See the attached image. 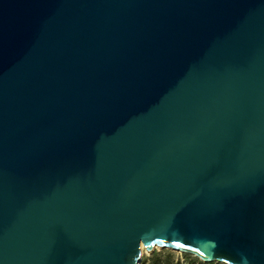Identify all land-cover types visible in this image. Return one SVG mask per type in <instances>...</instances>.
<instances>
[{
    "label": "water",
    "instance_id": "1",
    "mask_svg": "<svg viewBox=\"0 0 264 264\" xmlns=\"http://www.w3.org/2000/svg\"><path fill=\"white\" fill-rule=\"evenodd\" d=\"M264 264V0H0V264Z\"/></svg>",
    "mask_w": 264,
    "mask_h": 264
},
{
    "label": "rangeland",
    "instance_id": "2",
    "mask_svg": "<svg viewBox=\"0 0 264 264\" xmlns=\"http://www.w3.org/2000/svg\"><path fill=\"white\" fill-rule=\"evenodd\" d=\"M140 264H224L222 262H204L193 254L181 251L170 250L159 247L151 251H146L141 247Z\"/></svg>",
    "mask_w": 264,
    "mask_h": 264
},
{
    "label": "bare ground",
    "instance_id": "3",
    "mask_svg": "<svg viewBox=\"0 0 264 264\" xmlns=\"http://www.w3.org/2000/svg\"><path fill=\"white\" fill-rule=\"evenodd\" d=\"M141 247H143V246L141 245ZM159 247H160V246L155 245L151 250H153V249L155 250V249H157V248H159ZM168 249H170V250H174V249H172V248H168ZM151 250H150V251H151ZM175 251H177V250H175Z\"/></svg>",
    "mask_w": 264,
    "mask_h": 264
}]
</instances>
